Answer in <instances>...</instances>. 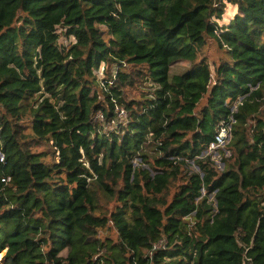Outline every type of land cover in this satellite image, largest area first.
Listing matches in <instances>:
<instances>
[{"label":"trees","instance_id":"1","mask_svg":"<svg viewBox=\"0 0 264 264\" xmlns=\"http://www.w3.org/2000/svg\"><path fill=\"white\" fill-rule=\"evenodd\" d=\"M263 106L264 0H0V264H264Z\"/></svg>","mask_w":264,"mask_h":264},{"label":"rangeland","instance_id":"2","mask_svg":"<svg viewBox=\"0 0 264 264\" xmlns=\"http://www.w3.org/2000/svg\"><path fill=\"white\" fill-rule=\"evenodd\" d=\"M235 14H236L235 7L229 4H226L221 20H217L219 26H226L233 19ZM58 32H60V30H58ZM59 39H60L61 44H64V45L68 44V42L71 41V38H69V40H66L62 36V34H60ZM205 53H206L208 60H216L218 58L219 52L215 49L214 43L210 39L207 40V46L205 48ZM112 71L113 69H111V72ZM94 74L97 75L99 80L105 76L104 73L102 74V65H100V68L97 71H95ZM148 87H150V85H148ZM134 93L137 94L138 92L134 91ZM261 116L264 119V106L261 109ZM118 123L120 124L121 121H118ZM116 125L117 124H113L114 127ZM225 146L226 144L218 148L217 150L206 151V152L204 151L201 153L200 157L201 158L209 157L210 161L213 163L214 168L218 171H221L223 168V160L229 157V153L225 150ZM135 162L138 163L139 159H136ZM189 169L193 172H198L197 167L194 166L193 164H190ZM210 200L213 201L212 197H210ZM1 255L2 253L0 254V257Z\"/></svg>","mask_w":264,"mask_h":264},{"label":"built area","instance_id":"3","mask_svg":"<svg viewBox=\"0 0 264 264\" xmlns=\"http://www.w3.org/2000/svg\"><path fill=\"white\" fill-rule=\"evenodd\" d=\"M118 113V121H124L125 114L122 110H117ZM94 119L98 122L102 121V115L100 113L95 114ZM121 119V120H120ZM117 121V123H118ZM115 124V122L112 123V125ZM229 133L228 129L226 128H220L218 134L214 137V140L208 145L207 151H213L217 150L218 148L224 146L226 144V141L228 140ZM3 161V156L0 152V162Z\"/></svg>","mask_w":264,"mask_h":264},{"label":"crops","instance_id":"4","mask_svg":"<svg viewBox=\"0 0 264 264\" xmlns=\"http://www.w3.org/2000/svg\"><path fill=\"white\" fill-rule=\"evenodd\" d=\"M235 7V6H234ZM235 10H236V7H235Z\"/></svg>","mask_w":264,"mask_h":264}]
</instances>
